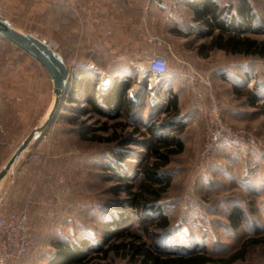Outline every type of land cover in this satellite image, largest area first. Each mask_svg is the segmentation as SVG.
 Segmentation results:
<instances>
[{"label": "rangeland", "instance_id": "374dc122", "mask_svg": "<svg viewBox=\"0 0 264 264\" xmlns=\"http://www.w3.org/2000/svg\"><path fill=\"white\" fill-rule=\"evenodd\" d=\"M152 1L181 4L180 11L169 10L173 15L168 19L164 11L159 27L144 33L150 45L151 37L166 43L175 39L171 27L180 38L175 40L180 55L166 60L162 81L151 80L148 73L152 53H85L78 40L94 38L96 27L80 24L82 17L66 0H0V20L50 44L68 70L66 88L56 95L41 64L0 36V171L59 99L43 136L0 182V209L28 217L30 243L19 264H48L57 242L86 240L96 248L103 241L104 223L125 217L122 224L132 225L145 246L156 245L155 252L163 257L200 253L213 261L207 264H219L248 240L264 237V59L207 48L219 32L211 29L203 36L210 28L194 18L198 0ZM211 1L217 21L226 28L246 25L237 9L244 3L249 8L248 30L222 32V39L230 35L264 42V0ZM74 78H93L101 101L116 80L129 81L125 98L130 109L114 119L97 114L82 103V88L72 87ZM173 93L176 114L169 108ZM213 109L224 126L245 136L244 143L228 139L207 151ZM175 121L181 122V130L175 131ZM145 125H162L163 138L176 137L183 145L161 170L169 179L159 201L169 223L166 230L154 227L155 214L144 213L140 219L127 206L124 184L134 190L135 171L152 161L138 144L145 138ZM129 137L133 141L121 146ZM116 152H123V158ZM235 207L243 220L232 228L228 215ZM141 228L159 233V239L154 243ZM129 255L110 254L86 264H139L137 256ZM232 264H264V244L249 246Z\"/></svg>", "mask_w": 264, "mask_h": 264}, {"label": "trees", "instance_id": "16d2710c", "mask_svg": "<svg viewBox=\"0 0 264 264\" xmlns=\"http://www.w3.org/2000/svg\"><path fill=\"white\" fill-rule=\"evenodd\" d=\"M196 4L198 7H194L195 20L202 21L210 28V31L204 33L203 36L210 35L211 29H216L219 32L211 40L207 48L224 50L227 54L253 55L264 59V42H257L249 38L240 39L230 35L226 39H222V32L234 31L240 33L248 30L250 16H248L249 8L247 4L244 3L237 9L238 15L247 21L246 25L241 28L237 25L233 27L232 24L231 28H226L222 22H218L216 14L217 7L211 0H198ZM203 48L206 47H200V49ZM93 78H74L72 80V87L76 91L82 88V103L90 106L97 114L109 116L111 119L116 118L119 113L130 109L129 103L125 98L126 91L130 88L129 81L116 80L101 101L95 89L96 81ZM103 107L112 110L113 115H110L112 112H104ZM169 108L175 114L177 113V99L175 94L171 95ZM171 125L175 127V131L181 130L183 126L178 121L171 122ZM144 128L145 133L143 134L145 138L140 143L138 142V144L147 151L152 161L142 165L135 171L134 177L137 184L134 190L128 184H124V190L129 196L127 206L129 209L137 212L135 217L140 219L145 218L144 213L155 214L156 221L154 227H158L160 230H166L169 223L167 217L163 214L159 201L169 186V179L163 176L161 170L168 165L171 156L182 151L183 145L176 137L163 138L162 134L159 133L163 130L162 125H145ZM135 133H138V131L135 130ZM127 141H133V139L129 137L121 140L120 145L127 144ZM115 156L121 159L124 153L116 152ZM109 169L113 172L116 170L114 167H109ZM122 217L124 218V216ZM228 220L232 228H237L240 221L243 220V212L241 209L237 207L233 208L228 215ZM123 221L126 222L127 217L121 219V221L104 223L102 233L103 241L96 248L86 240H82L79 243H55L56 253L48 264H86L95 258L106 259L110 254L126 258L128 253H130L129 256L131 259L137 256V262L139 264H207L213 262L210 258L200 253L163 257V255L155 252L156 245L152 244L153 248L145 246L141 237L132 228V225L125 226L122 224ZM145 230V228H141L140 232H144ZM144 234L147 238L152 239L154 243L160 237L159 233L152 234L149 231H145ZM259 244H264V237L248 240L238 252L226 260L218 261V263L232 264L237 260H241L249 246Z\"/></svg>", "mask_w": 264, "mask_h": 264}, {"label": "crops", "instance_id": "0c3cea01", "mask_svg": "<svg viewBox=\"0 0 264 264\" xmlns=\"http://www.w3.org/2000/svg\"><path fill=\"white\" fill-rule=\"evenodd\" d=\"M66 1L68 7L75 9L78 17H82L80 24L96 27L94 38L78 40V45L85 53H118L123 57H131L133 53H152V56L162 57L167 61L175 54L180 55L175 44V40L180 39L176 38L178 34L174 31L175 27H171V35L175 39H169L168 43L161 41L159 45H150L144 33L148 28L159 27V21H162L166 13H169L165 16L166 19L171 17L173 13L170 14L169 10L175 11V8L180 11L181 4L160 5L152 0ZM161 27L167 28L165 25Z\"/></svg>", "mask_w": 264, "mask_h": 264}, {"label": "built area", "instance_id": "2783aa9c", "mask_svg": "<svg viewBox=\"0 0 264 264\" xmlns=\"http://www.w3.org/2000/svg\"><path fill=\"white\" fill-rule=\"evenodd\" d=\"M152 45H159V37H151ZM52 50V46L47 44ZM168 70L167 61L158 56H152L148 62V73L151 80L162 81ZM213 118L209 119L207 134V151H213L217 144L228 139L236 143H244L245 136L242 133H235L224 126L216 109H213ZM248 140V139H247ZM249 144L256 146L255 139H250ZM30 243L28 217L24 212L4 213L0 209V264H19L27 252Z\"/></svg>", "mask_w": 264, "mask_h": 264}, {"label": "water", "instance_id": "95a60500", "mask_svg": "<svg viewBox=\"0 0 264 264\" xmlns=\"http://www.w3.org/2000/svg\"><path fill=\"white\" fill-rule=\"evenodd\" d=\"M0 36L19 47L25 53H28L41 64L53 82V89L56 95L64 92L68 80V70L66 69L62 58L56 55L46 43L41 42L30 35L18 32L3 20H0ZM58 104L59 99L56 98L53 109L46 120L42 122L38 128L31 132L20 144L17 151L0 171V182L16 160L29 147V145L35 139L43 136L45 130L52 123Z\"/></svg>", "mask_w": 264, "mask_h": 264}]
</instances>
